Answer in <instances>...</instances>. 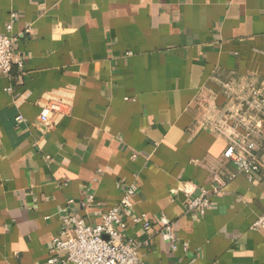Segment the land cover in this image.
Wrapping results in <instances>:
<instances>
[{
    "label": "crops",
    "instance_id": "1",
    "mask_svg": "<svg viewBox=\"0 0 264 264\" xmlns=\"http://www.w3.org/2000/svg\"><path fill=\"white\" fill-rule=\"evenodd\" d=\"M11 15L22 67L0 77V264H47L64 219L96 225L130 186L118 217L124 240L148 241L139 264H264L251 229L264 170L237 174L211 130L222 84L264 87V0H0L1 34ZM53 91L70 109L40 127ZM260 135L263 160L264 123ZM213 171L234 177L203 216L187 211ZM141 214L150 232L133 224Z\"/></svg>",
    "mask_w": 264,
    "mask_h": 264
},
{
    "label": "built area",
    "instance_id": "2",
    "mask_svg": "<svg viewBox=\"0 0 264 264\" xmlns=\"http://www.w3.org/2000/svg\"><path fill=\"white\" fill-rule=\"evenodd\" d=\"M13 19L14 15H11V22L5 27L6 33H0V77L8 76L14 64L22 67L21 61L13 57L14 39L8 35ZM221 89L227 103L221 119L211 124V130L226 142L222 159L232 164L237 174L253 182L255 175L264 170V159H259L257 145L264 123V87L256 88L242 83L234 86L230 81L222 84ZM69 109L70 103L65 94L60 91L48 93L39 102L38 126L48 127L52 119L65 115ZM20 120V116L15 118L16 122ZM233 177L211 172L210 190L199 189L186 210L203 216L210 207L209 198L219 194ZM136 191L135 186L128 187L116 208L99 211L100 222L96 225H86L83 220L73 216L64 219L63 227L51 246L47 264H139L137 251L148 241L124 240L120 234L123 225L118 217L119 209H132ZM132 222L145 232L151 231V222L146 215L135 216ZM251 229L264 232V212L254 221ZM158 235L170 250L177 249V239L170 224L163 225Z\"/></svg>",
    "mask_w": 264,
    "mask_h": 264
}]
</instances>
